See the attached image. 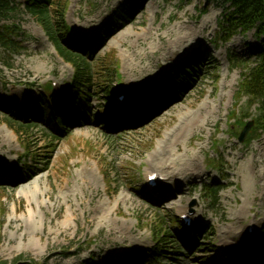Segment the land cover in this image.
<instances>
[{
    "label": "rangeland",
    "instance_id": "obj_1",
    "mask_svg": "<svg viewBox=\"0 0 264 264\" xmlns=\"http://www.w3.org/2000/svg\"><path fill=\"white\" fill-rule=\"evenodd\" d=\"M23 1L10 0L16 12L9 15V20L0 19V28L13 21L20 28L22 41V48L10 56L0 48V99L19 106L30 89L35 97L45 92L47 101H63L70 90L72 67L57 55L35 18L25 12ZM127 2L51 0V4L65 7V23L79 40L89 38L117 15L113 36L102 42L93 55L91 77L94 84H102L101 73L115 74L116 70L117 74L105 79L112 88L108 99L101 97L106 94H95L88 108L90 116L80 125L71 126L63 138L58 137L62 134L56 127L39 122L28 125L0 112V169L9 168L11 173L21 168L32 171L28 178H13L10 184L0 182L2 261L23 257L36 264H112L127 253L152 250L150 232L157 216L164 219L170 227L167 229L176 232L170 219L182 211L179 206L200 214L198 219L195 215L194 232L207 227L205 237L200 235L189 249L182 248L177 239L175 245L162 244L164 256L154 264H218V243L240 240H233L232 235L244 232L251 222L258 224L257 231L246 244L262 239L264 174H259V153L264 132L248 143H238L228 126L233 111L240 118L250 117L248 120L256 113L254 107L248 110L246 98L236 106L244 69L232 66L230 58L254 62L250 52L256 48L264 51V38L258 39L253 31L222 42L219 22L228 6L221 2L208 5L205 0H148L125 23L118 12L128 14L123 8ZM50 11L57 20L53 6ZM213 16H217L215 20ZM204 20L207 25L201 28ZM180 24L198 28L199 32L193 35L186 51L173 54L170 41ZM196 49L201 72L179 100L159 116L139 128L117 132H112L109 124H100L106 113L114 112L120 96L125 94L128 106L145 101L152 88ZM50 84L54 87L46 93L45 87ZM127 84L129 88L144 85L131 100ZM97 90L92 88V92ZM9 119L13 128L6 123ZM167 135V153L186 164L184 169L176 168L182 169L178 178L181 190L170 181L161 182L166 190L160 192L162 197L170 188L173 194L181 193L170 208L167 204L153 206L143 196L148 191L146 168L155 176L162 172L150 166L147 158ZM219 157L222 162L216 167L207 165V158ZM248 167L255 172L252 186L244 182V169ZM88 170L94 171L96 179L87 175ZM221 173L227 175L225 182L219 177ZM166 174L168 171L162 176ZM167 183L171 187L167 188ZM217 183L223 186L214 203L202 188ZM100 203L109 210H99ZM238 212L241 214L236 216ZM28 213L32 220L27 219ZM196 235L192 233V237ZM236 250L228 254L236 255ZM239 259L236 257L234 264H244Z\"/></svg>",
    "mask_w": 264,
    "mask_h": 264
},
{
    "label": "trees",
    "instance_id": "obj_2",
    "mask_svg": "<svg viewBox=\"0 0 264 264\" xmlns=\"http://www.w3.org/2000/svg\"><path fill=\"white\" fill-rule=\"evenodd\" d=\"M24 4L25 11L35 18L36 22L42 27L44 33L48 39L52 42L57 54L66 62L69 63L74 69V78L71 83L72 98L68 105H63L62 109L55 113L49 114L50 125H53L52 115H56L58 120L62 118V112H70L75 118L80 121V116L85 112V107L81 105L80 99L86 101V104L90 102L91 96V64L93 62V57H89V60H86L82 55V52H89V43L83 42L78 45L74 40L69 36L70 30L64 23V11L65 7L57 6V4H51V0H26ZM209 5L212 2H221L223 6H228L224 8L222 13L221 20L219 22L220 34L222 35V40L227 41L237 33L247 34L251 31L255 32V35L259 38L264 37V0H205ZM55 5V6H54ZM54 7V14L50 11L51 7ZM19 8V6H17ZM59 7V8H58ZM60 9V10H58ZM129 13L131 9H128ZM16 12V6L10 2V0H0V19L9 20V15ZM123 18L129 19L128 15H123ZM110 21L105 23V26L102 28L99 35L101 37H106L110 29H113ZM19 28L13 23L11 25H3L0 28V48L2 52L6 55H10L14 51L20 48L19 43H17L16 37L18 34ZM99 37V36H98ZM99 41V38H96ZM70 44L72 47H75V51L72 48L67 46ZM255 58L253 63H242L237 59H232L233 66L235 68L244 69L240 76V82L237 90V105L243 98H246L250 106L251 104H258V116L254 120V127L251 131V135L248 140L253 139L259 132H264V52H260L253 56ZM246 63V64H245ZM184 65V64H182ZM188 73V69H184ZM175 72L178 73L174 79L169 80L167 83H164L162 87H159V90L156 91V97L158 101H162L164 95L167 97L170 93L175 90L178 95H181L182 90L185 88L187 83L192 82L193 78L197 75L195 72H189V77L185 76L179 70ZM115 74H110V72H103L100 74V79H104L103 83L97 86L98 90L95 93H105L106 98L111 93V86L106 84L105 80L108 77H112L117 74V71H113ZM84 87L87 89L83 90ZM85 98V99H84ZM171 99L172 97H168ZM0 102H2L0 100ZM6 102V101H5ZM47 107L43 97H34L29 93L26 98L23 100L22 107L23 113L26 119L29 120V113L36 111L35 108L38 106ZM5 103H0V106H6ZM9 105V104H8ZM7 105V106H8ZM56 105V104H55ZM11 107V106H8ZM13 108V107H12ZM49 111V108H47ZM18 108H14V111H17ZM151 111L148 109V112ZM50 112V111H49ZM45 112H43L44 116ZM78 114V115H77ZM80 114V115H79ZM83 116V115H82ZM147 117V116H145ZM15 118H20L15 116ZM230 120H235V126L239 131L244 127V123L241 119H238L237 115L233 112L230 115ZM28 122V121H27ZM6 123L9 127L13 128L11 125V120H6ZM37 123L32 121V124ZM28 124V123H27ZM29 125V124H28ZM59 127L62 129L65 126L59 122ZM230 132L233 130L230 129ZM31 171V170H30ZM219 187L209 188L205 187V192L211 196L214 202H217V194ZM154 234L156 235L157 246L160 245L163 237H168V230L162 218L157 216L155 225L153 226ZM170 236V235H169ZM164 238V239H165ZM167 241V240H165ZM159 243V244H158ZM157 246L154 248L155 255H160L162 252L158 250ZM135 256L132 257V263L135 264ZM0 264H36L32 260H24L23 257H18L11 262L0 260ZM86 264V263H85ZM115 264H125L124 262H117Z\"/></svg>",
    "mask_w": 264,
    "mask_h": 264
},
{
    "label": "bare ground",
    "instance_id": "obj_3",
    "mask_svg": "<svg viewBox=\"0 0 264 264\" xmlns=\"http://www.w3.org/2000/svg\"><path fill=\"white\" fill-rule=\"evenodd\" d=\"M216 17L217 16H213V19L215 20ZM206 25H207V21H205V20L200 23L201 28H204ZM197 29L198 28L195 29L193 27H188L184 24H180L179 29L175 31L173 38L170 41L173 54H177L180 51L183 52V51L187 50V48L191 45V38L193 37V35H196V34L198 35L199 29L198 30ZM142 85H144V84H139V85L134 84V88H129V84L126 85V90L128 92L127 94L129 95L130 99L134 95V92H137L138 90H140V88L143 87ZM169 138H170V136L167 135L164 138V140H162L161 143L157 145V149L152 153V155H150L147 158V163L149 165L151 164L150 166L153 165V166L160 168L159 170H162L163 173H164V171H168L169 174H166L165 176H162L163 173L160 171L161 175H159V176L157 175L156 178L160 177L165 182L170 181L172 185L177 186V188H179L181 190V188L179 187L180 181L178 182V178H179V175H180L182 169H179V171H178V169H176V168L181 167L184 169L185 163L182 159H180V157H174L171 154L167 153L166 143L168 142ZM259 156L262 160V161H260L262 163V166H261L262 169L259 171V174L263 175L264 174V166H263L264 165V144L261 146ZM157 158H159V159H157ZM193 158L196 159V156L193 155ZM189 161H190V159H189ZM147 168L145 170L146 180H147L148 176L153 175V172H150L151 170L147 169ZM87 175L91 179H96V175L94 174V171H92V170H88ZM243 176H244V182L248 186L254 185L253 179L255 177V172L252 168L248 167V168L244 169ZM180 195H181V193H180ZM179 202H181V199L179 200ZM170 205H174V201L170 202V204H169V206H167V208H170ZM179 207L182 209V212H180L179 214H181V213L186 214V212H185L187 210L186 207H182V206H179ZM103 209L109 210V208L107 206H105V204L100 203L99 210H103ZM107 214H108V212H107ZM240 214H241V212H238L236 214V216L240 215ZM196 218L197 219L200 218L199 213L197 214ZM27 219L32 220V216L30 213H28ZM112 221H113V219H112ZM250 225H253L252 222L250 223ZM248 227L246 228L245 232H243V234L241 236H240V233L237 236L236 235L234 236V234L232 235L233 240L236 237L240 238V240L235 241L237 244L244 242L243 237L247 236ZM256 228L257 227L255 224L253 232H255ZM228 241H232V240L230 239ZM222 243L223 242H219L218 245H220ZM223 245L224 246L221 250L225 251V250H227L228 247L234 246L235 244L226 242Z\"/></svg>",
    "mask_w": 264,
    "mask_h": 264
},
{
    "label": "water",
    "instance_id": "obj_4",
    "mask_svg": "<svg viewBox=\"0 0 264 264\" xmlns=\"http://www.w3.org/2000/svg\"><path fill=\"white\" fill-rule=\"evenodd\" d=\"M249 128H250L249 125L245 128V130L243 131V133L240 136V141H242L244 139V137H245L246 133L248 132Z\"/></svg>",
    "mask_w": 264,
    "mask_h": 264
}]
</instances>
